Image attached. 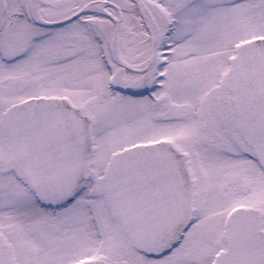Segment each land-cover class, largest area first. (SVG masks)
<instances>
[{
  "label": "snow or ice",
  "instance_id": "snow-or-ice-1",
  "mask_svg": "<svg viewBox=\"0 0 264 264\" xmlns=\"http://www.w3.org/2000/svg\"><path fill=\"white\" fill-rule=\"evenodd\" d=\"M0 264H264V0H0Z\"/></svg>",
  "mask_w": 264,
  "mask_h": 264
}]
</instances>
